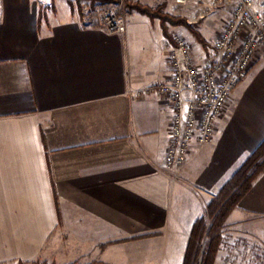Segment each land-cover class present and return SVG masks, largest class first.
<instances>
[{
  "label": "crops",
  "instance_id": "1",
  "mask_svg": "<svg viewBox=\"0 0 264 264\" xmlns=\"http://www.w3.org/2000/svg\"><path fill=\"white\" fill-rule=\"evenodd\" d=\"M132 1L204 15L193 24L208 41L231 13L213 0ZM50 2L0 0V262L183 264L195 221L264 140V50L214 142L171 168L173 107L155 88L171 77L174 41L160 19L127 11L114 34ZM225 226L264 247V172Z\"/></svg>",
  "mask_w": 264,
  "mask_h": 264
},
{
  "label": "built area",
  "instance_id": "2",
  "mask_svg": "<svg viewBox=\"0 0 264 264\" xmlns=\"http://www.w3.org/2000/svg\"><path fill=\"white\" fill-rule=\"evenodd\" d=\"M189 1L176 0L182 5ZM213 1L231 7L219 38L198 61L192 44L175 35L168 55L171 77L155 88L173 107L164 156L165 165L171 168L186 164L194 145L214 142L217 121L226 112L233 91L264 50V0ZM121 8V3H107L92 18L84 16L82 24L123 34L127 25L118 14ZM201 17L193 16L189 22L196 23Z\"/></svg>",
  "mask_w": 264,
  "mask_h": 264
},
{
  "label": "trees",
  "instance_id": "3",
  "mask_svg": "<svg viewBox=\"0 0 264 264\" xmlns=\"http://www.w3.org/2000/svg\"><path fill=\"white\" fill-rule=\"evenodd\" d=\"M101 2L123 3L128 12L137 11L149 16L151 19H160L164 34L174 41L169 32L170 25L186 26L195 36L196 40L208 48V41L203 34L195 29L186 17L173 15L165 10V6L156 7L132 0H92ZM264 172V140L258 148L242 163L240 168L218 190L217 194L208 204L205 213L197 219L192 227L188 247L183 264H214L222 242V229L228 216L240 203L242 198L251 190L254 181ZM18 264H56L42 260L22 261ZM81 264V263H70ZM88 264H101L92 262Z\"/></svg>",
  "mask_w": 264,
  "mask_h": 264
},
{
  "label": "rangeland",
  "instance_id": "4",
  "mask_svg": "<svg viewBox=\"0 0 264 264\" xmlns=\"http://www.w3.org/2000/svg\"><path fill=\"white\" fill-rule=\"evenodd\" d=\"M48 1H51L49 8L51 9L53 8L54 11H56L55 9L56 2L59 4L62 2H67L71 7L72 11L75 13V15L79 18L80 22H82L83 24L85 18L84 16H87L86 17L87 19L90 17L92 18L94 12H96L97 15L98 11H101L107 3H110V2H101V1H92V0H48ZM121 6L122 8L120 9V12L118 14H121L123 17H125L124 15L125 13H127V10L124 9L123 3H121ZM212 6H214V3L210 2L209 3L210 9ZM226 22L222 24L221 29H223ZM194 26L195 29L200 31L199 24H194ZM177 35L183 36L186 40H188L192 44L193 53L195 57H197L198 52L201 53L200 56L202 55L204 56L205 53L206 52L208 53V51L213 47V44L215 42V41L207 40L209 45L208 48H206L196 40L195 36L189 29L188 31H186V35L180 33ZM203 56L201 60L203 59ZM225 225L222 229V242L220 244V249L217 253L214 264H264V247L262 246V244L257 243L256 241L253 240L243 239L242 236H239V234H234V231L230 230ZM218 255H219V259H218ZM201 262L202 260H200L198 264H201ZM0 264H4V263L0 262Z\"/></svg>",
  "mask_w": 264,
  "mask_h": 264
}]
</instances>
